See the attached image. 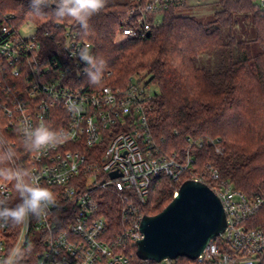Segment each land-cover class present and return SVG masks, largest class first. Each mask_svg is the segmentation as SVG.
<instances>
[{
	"label": "built area",
	"instance_id": "built-area-1",
	"mask_svg": "<svg viewBox=\"0 0 264 264\" xmlns=\"http://www.w3.org/2000/svg\"><path fill=\"white\" fill-rule=\"evenodd\" d=\"M129 1L135 6L117 32V42L146 36L160 25L170 6L186 4ZM254 5L264 19V0H254ZM26 24H18L14 13L0 9V149L6 145L15 152L13 163L0 166L29 170L56 193L57 205L46 219L32 218L27 227L0 228V260L20 248L25 253L21 264H129L131 248L136 249L143 237L139 227L151 180L163 175L175 182L190 170L192 161L187 156L182 165L161 155L154 144L145 113L154 94L147 78L133 75L125 87H116L102 84L111 75L108 72L99 85H92L78 56L85 47L92 53V45L73 25L55 23L54 32L39 36L29 23L34 31L25 36ZM41 123L66 133V138L39 151L25 150L21 129ZM187 142L200 147L205 140ZM210 180L225 213V229L191 264H262L264 232L251 227L249 218L264 201L220 181L214 169ZM0 188L11 203L18 202L11 183ZM109 195L117 201L116 226H111L105 211Z\"/></svg>",
	"mask_w": 264,
	"mask_h": 264
},
{
	"label": "trees",
	"instance_id": "trees-1",
	"mask_svg": "<svg viewBox=\"0 0 264 264\" xmlns=\"http://www.w3.org/2000/svg\"><path fill=\"white\" fill-rule=\"evenodd\" d=\"M219 5L206 24L179 15L184 6H170L148 36L117 42V32L135 6L129 0L107 4L90 19L87 30L71 19L58 20L51 9L35 15L29 0H0L1 10L14 13L20 25L34 24L39 36L54 32L55 23L73 25L92 45L93 55L104 59L103 76L111 73L102 84L125 87L131 76L139 75L156 89L145 104L152 140L161 155L182 165L188 156L191 173L182 172L175 182L163 175L152 179L144 215L161 212L187 180L201 178L213 188L211 169L219 173L220 181L264 201V19L254 0H219ZM243 12L253 14L256 26V38L249 43L229 35L235 14ZM202 54L212 58L201 62ZM187 138H202L205 143L189 146ZM107 199V218L116 226L117 201L113 195ZM249 224L264 232V204ZM135 250L131 248L129 264H155L139 260ZM191 263L185 257L176 259V264Z\"/></svg>",
	"mask_w": 264,
	"mask_h": 264
},
{
	"label": "clouds",
	"instance_id": "clouds-1",
	"mask_svg": "<svg viewBox=\"0 0 264 264\" xmlns=\"http://www.w3.org/2000/svg\"><path fill=\"white\" fill-rule=\"evenodd\" d=\"M108 0H29V6L35 15H44L45 9H51L58 20L71 19L84 30L89 28L92 17L100 14ZM80 61L86 65L84 72L89 83L99 85L103 78L105 61L94 56L85 47L78 53ZM23 147L27 151H39L45 147L60 144L66 133L52 130L41 123L36 127L26 125L21 129ZM14 149L3 146L0 149V165L14 162ZM11 183L18 196V202L11 203L10 198L0 188V228L27 227L30 219H46L51 207L57 205L56 193L40 183L39 178L22 167L0 166V184ZM24 251L13 248L0 264H21Z\"/></svg>",
	"mask_w": 264,
	"mask_h": 264
},
{
	"label": "water",
	"instance_id": "water-1",
	"mask_svg": "<svg viewBox=\"0 0 264 264\" xmlns=\"http://www.w3.org/2000/svg\"><path fill=\"white\" fill-rule=\"evenodd\" d=\"M176 193L161 212L142 217L139 229L143 237L135 244L139 260L158 263L185 257L193 261L211 239L223 233L225 213L206 184L187 180Z\"/></svg>",
	"mask_w": 264,
	"mask_h": 264
},
{
	"label": "rangeland",
	"instance_id": "rangeland-1",
	"mask_svg": "<svg viewBox=\"0 0 264 264\" xmlns=\"http://www.w3.org/2000/svg\"><path fill=\"white\" fill-rule=\"evenodd\" d=\"M126 1L128 0H108L107 4L124 3ZM218 10H220L219 0H186L185 6L179 10L178 14L194 17L199 22L206 24L213 20L214 13ZM234 22L235 24L232 26V31L229 35L232 36L236 42L249 43L256 38V26L252 13L243 12L235 14ZM33 31L34 27L29 23L22 28V34L25 36L31 34ZM211 58L212 56L208 54L199 56L201 62H205ZM152 88V92H157L154 87Z\"/></svg>",
	"mask_w": 264,
	"mask_h": 264
}]
</instances>
